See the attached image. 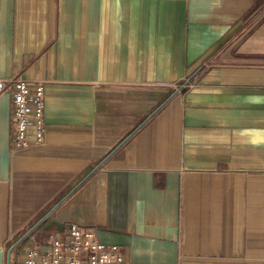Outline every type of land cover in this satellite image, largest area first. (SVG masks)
Masks as SVG:
<instances>
[{"label": "crops", "instance_id": "crops-1", "mask_svg": "<svg viewBox=\"0 0 264 264\" xmlns=\"http://www.w3.org/2000/svg\"><path fill=\"white\" fill-rule=\"evenodd\" d=\"M14 74L44 85L21 151ZM70 223L131 264H264V0H0L5 264Z\"/></svg>", "mask_w": 264, "mask_h": 264}, {"label": "built area", "instance_id": "built-area-1", "mask_svg": "<svg viewBox=\"0 0 264 264\" xmlns=\"http://www.w3.org/2000/svg\"><path fill=\"white\" fill-rule=\"evenodd\" d=\"M8 82L11 117L14 123L12 151L42 144L45 133L44 85L14 74ZM11 264H131L118 252L116 245L100 242L95 233L70 223L49 235L39 248H31L13 259Z\"/></svg>", "mask_w": 264, "mask_h": 264}, {"label": "rangeland", "instance_id": "rangeland-1", "mask_svg": "<svg viewBox=\"0 0 264 264\" xmlns=\"http://www.w3.org/2000/svg\"><path fill=\"white\" fill-rule=\"evenodd\" d=\"M11 246H12V243L10 241L8 242L7 240H5L2 243V245L0 247V256H1L0 257V264H5L6 256L10 252L9 249L11 248ZM20 248L23 251L20 252ZM20 248H19V250L15 249V248H12V250L14 249L13 250L14 259L19 257V255H21L23 252H25L27 250V249H25L24 245L20 246Z\"/></svg>", "mask_w": 264, "mask_h": 264}]
</instances>
